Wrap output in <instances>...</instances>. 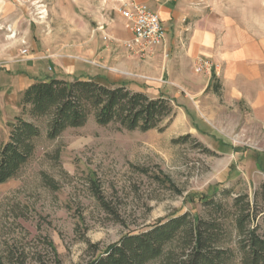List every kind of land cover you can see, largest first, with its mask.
Returning a JSON list of instances; mask_svg holds the SVG:
<instances>
[{"label": "rangeland", "instance_id": "1", "mask_svg": "<svg viewBox=\"0 0 264 264\" xmlns=\"http://www.w3.org/2000/svg\"><path fill=\"white\" fill-rule=\"evenodd\" d=\"M145 3L178 19L150 53L131 45L119 0H0V65L38 62L44 78L124 84L174 106L162 130L146 132L90 117L49 140L45 121H35L33 158L0 184V264H85L90 246L106 248L171 215L221 221L202 204L214 194L228 217L216 246L234 252L231 264L239 240L233 199L255 207L248 226L264 238V110L223 86L231 75L264 71V0ZM200 58L211 74L194 72ZM216 81L218 94L208 89Z\"/></svg>", "mask_w": 264, "mask_h": 264}, {"label": "trees", "instance_id": "2", "mask_svg": "<svg viewBox=\"0 0 264 264\" xmlns=\"http://www.w3.org/2000/svg\"><path fill=\"white\" fill-rule=\"evenodd\" d=\"M208 89L218 94L220 87L216 81ZM19 107L20 115L9 125L7 140L0 141V184L16 178L33 158L41 132L35 121L44 120L45 138L55 140L67 129L84 126L90 117L100 126L115 124L121 130L146 132L162 130L160 125L174 113L168 98L151 99L124 84L106 86L94 78L34 80L22 92ZM261 190L264 204V184ZM213 196L204 197L202 204L221 221L188 212L171 215L147 231L127 233L106 248L90 246L93 257L85 264H149L158 259H164L165 264H231L234 252L216 246L219 227L228 217L221 200L214 201ZM244 201V197H237L230 205L236 211L232 221L239 237L237 264H264V238L248 226L255 224L259 215Z\"/></svg>", "mask_w": 264, "mask_h": 264}, {"label": "crops", "instance_id": "3", "mask_svg": "<svg viewBox=\"0 0 264 264\" xmlns=\"http://www.w3.org/2000/svg\"><path fill=\"white\" fill-rule=\"evenodd\" d=\"M145 1L147 2L148 0ZM145 1L136 0V2L146 5ZM153 8L154 10L156 8L154 12L160 16L162 25L166 29L165 39L167 40L168 27H171L173 22L176 23L178 21L176 13L166 6H154L153 4ZM191 55L194 56V53ZM3 64L0 66V135L7 133L8 126L18 117L20 111L19 100L22 92L34 80H45L48 78L47 76L46 78L43 77L38 62L32 61L31 64L4 62ZM261 74L258 70H252L250 75L247 76L248 78L244 77L243 79L239 78L240 75L238 77L237 75H231L226 79L223 86H225V89L227 87V89H234L237 93H241L244 96V100L256 112L258 109L264 110V71H261ZM61 78L71 80V78L62 76ZM79 78L87 79L88 77L80 76Z\"/></svg>", "mask_w": 264, "mask_h": 264}, {"label": "built area", "instance_id": "4", "mask_svg": "<svg viewBox=\"0 0 264 264\" xmlns=\"http://www.w3.org/2000/svg\"><path fill=\"white\" fill-rule=\"evenodd\" d=\"M118 12L125 20L127 27L132 33L131 45L137 46L140 51L150 53L155 48L163 45L166 29L158 14L145 4L135 0H119ZM22 51L21 55H25ZM1 66V65H0ZM213 65L205 59H198L194 72L211 74Z\"/></svg>", "mask_w": 264, "mask_h": 264}]
</instances>
